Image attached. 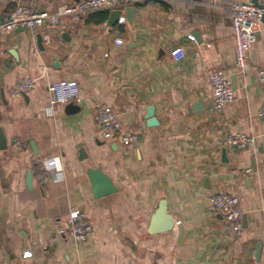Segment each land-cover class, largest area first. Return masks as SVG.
<instances>
[{"label":"crops","instance_id":"crops-1","mask_svg":"<svg viewBox=\"0 0 264 264\" xmlns=\"http://www.w3.org/2000/svg\"><path fill=\"white\" fill-rule=\"evenodd\" d=\"M76 1L0 0V22L16 6L54 11ZM120 1L124 21L114 26L108 25L112 10H103L0 37V130L7 141L0 151V264H264V120L257 116L264 104L258 77L264 19L239 70L231 17L244 0ZM180 49L184 56L176 60L172 53ZM215 72L235 91L218 112L211 109L209 85ZM25 78L35 82L33 90L11 97ZM59 80L76 81L79 98L57 105L48 118L47 87ZM102 105L116 112L121 126L106 140L97 120ZM150 106L155 126L147 124ZM122 132L137 133L139 143L124 146ZM225 133L255 142L232 150L224 147ZM41 162L50 176L45 185L37 178ZM89 168L106 173L118 191L95 199ZM221 193L240 199L244 222L237 238L207 208ZM161 200L172 227L149 234ZM74 209L85 210L94 227L83 243L58 234Z\"/></svg>","mask_w":264,"mask_h":264},{"label":"built area","instance_id":"built-area-1","mask_svg":"<svg viewBox=\"0 0 264 264\" xmlns=\"http://www.w3.org/2000/svg\"><path fill=\"white\" fill-rule=\"evenodd\" d=\"M204 3H212L215 0H202ZM121 4L120 0H79L59 5L54 11H34L23 6L14 7L0 22V37L12 33L18 29L35 30L38 27L54 28L65 18L84 15L86 13L115 10ZM264 16V2L256 5L253 1L244 0L236 3L232 8L231 27L235 47V65L237 69L243 70L246 67L247 52L255 42L258 21ZM121 17L118 22L122 23ZM194 41V37L187 36ZM121 44V40L115 41ZM176 60L184 56L182 49L173 53ZM258 77L264 80V71L258 72ZM211 90V109L221 111L226 105L235 100V91L228 77L220 72L212 73L209 76ZM35 82L30 79H22L11 90V97H21L23 94L33 90ZM49 102L44 108V115L52 118L55 115L57 105H66L79 98V86L73 80H59L48 85ZM259 119L264 120V104L257 112ZM99 132L103 139H110L120 131V123L116 112L107 105L99 107L97 112ZM140 137L134 132L120 133V141L124 146L137 145ZM255 138L244 133H225L223 137L224 147L229 149L245 150L250 148ZM22 143L15 141L16 149L22 148ZM250 172V171H248ZM40 185L49 182L50 176L46 171L43 162L40 163L39 174L37 175ZM207 208L213 213H219L229 223L231 235L237 238L243 232L244 212L241 209L240 199L236 195L221 193L209 198ZM94 232L92 222L89 220L85 210L74 209L67 215L64 223L58 228V234L68 236L77 243L89 240ZM25 252L24 255H29ZM60 264V263H57ZM239 264H256L251 261H242Z\"/></svg>","mask_w":264,"mask_h":264},{"label":"water","instance_id":"water-1","mask_svg":"<svg viewBox=\"0 0 264 264\" xmlns=\"http://www.w3.org/2000/svg\"><path fill=\"white\" fill-rule=\"evenodd\" d=\"M253 2L257 4L256 0H254ZM132 12H133V8L128 7L126 9V15L128 19ZM120 13L121 11L119 9L112 10L109 15L108 25L110 26L116 25ZM262 19H264V16L262 17ZM22 30L24 29H21V28L18 29V31H22ZM37 42L40 48L43 50L44 47L42 45V37H38ZM69 106L71 108L74 106V104H70ZM195 107L199 108V105L197 104L195 105ZM153 113H154L153 107L151 106L148 107L146 118L148 119L147 124L149 126L156 125V121L152 119ZM6 142L7 141L5 140L0 130V151H3L7 148ZM30 145L33 148V150L36 152L35 144L31 142ZM79 154H80L79 160H83L87 157L84 149H80ZM224 155H225V151H223V156ZM86 174H87L89 183L91 185V191H92L93 197L95 199L113 194L118 191V188L114 185L112 179L102 170L96 169V168H89L86 171ZM30 183H31V172H28L27 173V184L30 185ZM171 227H172V223L166 214V202L164 200H161V202L159 203L158 207L155 209L151 217L150 224L148 227V233L157 234V233L167 232L171 229ZM257 258L259 259V247L257 249Z\"/></svg>","mask_w":264,"mask_h":264},{"label":"clouds","instance_id":"clouds-1","mask_svg":"<svg viewBox=\"0 0 264 264\" xmlns=\"http://www.w3.org/2000/svg\"><path fill=\"white\" fill-rule=\"evenodd\" d=\"M49 167H50V165H49Z\"/></svg>","mask_w":264,"mask_h":264}]
</instances>
